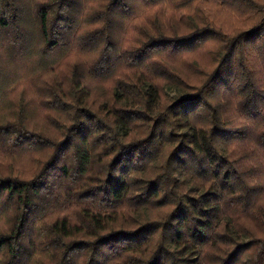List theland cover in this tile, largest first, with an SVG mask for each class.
<instances>
[{
  "label": "trees",
  "instance_id": "1",
  "mask_svg": "<svg viewBox=\"0 0 264 264\" xmlns=\"http://www.w3.org/2000/svg\"><path fill=\"white\" fill-rule=\"evenodd\" d=\"M0 264H264V0H0Z\"/></svg>",
  "mask_w": 264,
  "mask_h": 264
},
{
  "label": "rangeland",
  "instance_id": "2",
  "mask_svg": "<svg viewBox=\"0 0 264 264\" xmlns=\"http://www.w3.org/2000/svg\"><path fill=\"white\" fill-rule=\"evenodd\" d=\"M71 53L70 50L65 54V52L63 53V55H60L57 59L58 61L57 63V67L56 70L59 74V76L61 77H67L69 70L72 66L73 63V58L71 57ZM82 57H87L88 54H82ZM54 59L53 61L57 60ZM52 61V62H53ZM51 63V62H50ZM29 63L28 61L26 63H20V62H16V68H17V72H16V86L15 89H12L11 93H9L7 96H9L10 100L14 99L15 96V92L16 91H24L27 94H32L33 95V100L30 103H37L38 105H44L41 102V99L39 98V93L38 91L33 88V83L37 80V74L33 71V69H39L37 66L34 67V63H32L30 65V67L32 68V70L29 69ZM100 87L97 89L99 90ZM173 91L169 90V94H172ZM39 95V96H38ZM36 108L40 109V106H35Z\"/></svg>",
  "mask_w": 264,
  "mask_h": 264
}]
</instances>
